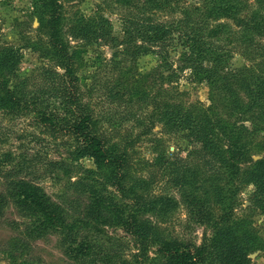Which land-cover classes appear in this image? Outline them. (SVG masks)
Here are the masks:
<instances>
[{
	"label": "rangeland",
	"instance_id": "obj_1",
	"mask_svg": "<svg viewBox=\"0 0 264 264\" xmlns=\"http://www.w3.org/2000/svg\"><path fill=\"white\" fill-rule=\"evenodd\" d=\"M56 1L55 15L37 0H0V51L12 47L20 56L15 70L0 71V93L6 95V82L7 95L20 103L0 110V264H176L179 249L202 248L200 264H218L213 241L221 226L250 236L245 264H264V209L252 202L254 187L242 185L236 173L264 158V109L253 108L243 88L244 79L264 71V16L250 29L244 23L255 11L264 15V0H239L237 18L219 21L203 16L211 0L167 4L200 6L193 19L208 21L207 32L209 24L230 27L232 33L220 41L211 39L231 52L220 70L223 81L216 84L201 81L186 66L184 41L175 38L167 46L173 66L166 71L156 46L133 43L126 35V24L135 16L171 23L183 19L182 10L145 13L138 11L142 0ZM102 19L108 21L106 39L86 42L73 35L78 24ZM57 48H64L69 59L62 63L52 52ZM42 86L53 94L47 113L63 103L84 109H73L55 126L43 123L42 111L25 103ZM226 86L237 93L242 112H235ZM167 105L204 118L208 136L222 143L234 166L221 168L225 174L220 175V163L207 156L202 136L175 126ZM84 120L110 158L120 161L96 163L83 153L82 138L66 125ZM236 143L246 159L232 158L229 150ZM180 161L194 174L177 184L172 164ZM21 181L48 198L51 214L19 196ZM138 181L145 184L137 188ZM189 194L197 206L188 205ZM122 213L134 217L133 225L153 226L154 234L130 232L119 220Z\"/></svg>",
	"mask_w": 264,
	"mask_h": 264
},
{
	"label": "trees",
	"instance_id": "obj_2",
	"mask_svg": "<svg viewBox=\"0 0 264 264\" xmlns=\"http://www.w3.org/2000/svg\"><path fill=\"white\" fill-rule=\"evenodd\" d=\"M45 7V9H53L56 15L57 10V1L56 0H37ZM173 0H164L163 3H160V0H142L140 4H138V11H142L145 13H150L154 10H159L161 12L175 13L178 10H182L183 19L173 21L171 23H160L153 19L151 16H135L132 20L130 19L127 22L126 27V35L133 43L141 41L144 43L143 46L148 44L151 46L153 44L159 50L157 54L161 58L164 63V68L166 71H172V63L169 62L168 52L166 51L167 46L174 41L175 38H178L185 49H188V53H185V64L186 66H191V68L199 73L201 81H207L211 84L220 83L223 81L224 77H221L220 70L223 69L225 65L229 64L231 52L226 50L225 46L217 45L215 41H220L221 37L228 33L231 34L232 31L227 24L219 23L217 25H210L211 30L207 32L205 30V25L208 24V21H199L198 19H193V16L198 17V12H200V6H194L192 9L185 8L182 9L176 3L174 6H169ZM129 2H126V5H129ZM178 2V1H177ZM156 4L157 6H154ZM212 7H210V12L207 13L206 16L210 21H219L222 18L235 19L242 11V8L239 6L242 3L239 0H211ZM146 8V9H145ZM48 10L47 11L49 13ZM255 17L251 20L244 22L246 26L250 29L252 28V21H257L258 17H262L263 13L261 11L254 12ZM54 15V16H55ZM254 22V24H255ZM81 23V22H80ZM244 24V26H245ZM108 21L102 19L99 23L95 24L93 22H86L85 24H78L76 27H73V35L75 38L82 39L86 42L91 41L93 38L108 37ZM56 28H59L56 26ZM55 33L56 36L59 35ZM214 38L215 41L211 39ZM145 48V47H142ZM58 51L53 50L55 54L59 55L62 59V63L65 59H69V55L67 54L64 48H57ZM148 52V50H146ZM68 56V57H67ZM20 56L18 55V51L12 47L3 49L0 51V71L5 73V71L10 72L17 68ZM182 70V69H181ZM54 74V73H53ZM52 74V75H53ZM172 76L175 72L171 73ZM55 75V77H57ZM171 75L168 77H172ZM50 77V76H49ZM163 78H165L162 75ZM166 77V78H168ZM245 83H243V88L246 91L247 96L250 98L251 106L258 107L262 106L264 109V71L262 74L254 76L252 79H244ZM3 84V83H2ZM45 84L44 86H46ZM42 86L38 89V93L36 95H32L25 103L31 101V104L42 111V122L45 124L55 126L56 121L62 120L65 121V114H69L73 109L81 111L82 108L80 105L75 103V107L71 106V103L62 104V108L59 107L57 110L47 113V109L49 106L47 102L50 100L53 95L50 91H43L45 87ZM7 85L5 82L4 91L6 95L0 93V110L9 111V107L11 104H14L16 101L12 99V97L8 96L6 91ZM226 89L230 91L233 96V105L235 112H242L243 106L241 105L240 100L237 97V93L231 91V88L226 86ZM51 90V88H50ZM52 91H55L52 90ZM30 104V103H29ZM20 106V103H19ZM251 107V108H252ZM168 113L172 116L173 121L175 122V126L184 125L192 130V135H198L200 138V142L203 146L207 147L208 152H206L207 156H209L213 161H216V164L219 166L218 170L220 173L221 168H232L233 166L230 164V159L225 156L224 147L222 143L219 141L213 140V138L208 136V131H206V127L204 126V118L201 121L194 119L192 112H185L179 107H175L172 105H167ZM248 108L246 111L251 110ZM62 109V110H60ZM167 113V114H168ZM218 121V120H217ZM207 122V121H205ZM210 122H208L209 124ZM219 125H224L222 120L218 121ZM69 126L70 132H75L80 138H82L83 144L85 148L83 149V153L91 158H93L96 163H101L106 160L108 164H114L120 161V159H111L106 150L104 149L102 141L97 138L90 130L88 121L84 120L81 123L77 122L74 125H66ZM237 143L231 145V149L229 150L232 153V158L236 161L247 158V154L245 153L244 147H238ZM206 149V148H205ZM204 149V151H205ZM174 163L173 173L177 175L176 183L182 184L186 182V177L192 170L189 169V165L183 161ZM212 163L210 162V165ZM236 173L240 175V179L242 178V185H252L254 187V193L251 196L252 202L257 207H262L264 209V158L258 161H255L251 168L246 169L245 171L236 170ZM191 174H194L192 172ZM225 173H220V175H224ZM244 182V183H243ZM137 188H141L143 181L137 182ZM19 187V196H21L24 200L32 202L36 208L41 209L46 214L52 213V208L48 205V198L45 195H41L31 188L27 183L21 181V185ZM18 190V189H17ZM123 190V188L121 189ZM222 191L219 192L221 196ZM186 201L189 206H197V198L193 195H186ZM161 204H167V201H159ZM169 204V203H168ZM198 214H202L201 209L198 210ZM126 214V213H125ZM122 213L119 217L120 222L126 227L129 228L130 232L139 233L143 235L154 234V227L149 226L146 223L142 224H134V217L132 215H125ZM209 219L208 216H206ZM203 222V219H199ZM140 226L138 231H136V227ZM134 227V230L130 228ZM238 229L221 226L216 236V239L213 241L214 246V257L217 260L218 264H245L248 255L250 253V236L244 235L241 233L238 235ZM205 249H199L196 252H193L189 249H179L178 251V261L176 264H200L205 255Z\"/></svg>",
	"mask_w": 264,
	"mask_h": 264
}]
</instances>
